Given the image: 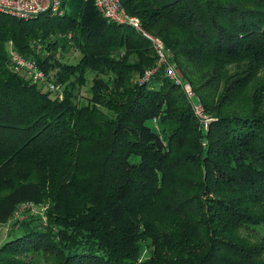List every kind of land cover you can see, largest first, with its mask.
<instances>
[{"label": "trees", "instance_id": "16d2710c", "mask_svg": "<svg viewBox=\"0 0 264 264\" xmlns=\"http://www.w3.org/2000/svg\"><path fill=\"white\" fill-rule=\"evenodd\" d=\"M122 3L165 65L94 0L43 22L0 14V264H264L240 233L264 224V0ZM11 48L61 94L16 72ZM28 204L43 216L16 218Z\"/></svg>", "mask_w": 264, "mask_h": 264}, {"label": "built area", "instance_id": "2783aa9c", "mask_svg": "<svg viewBox=\"0 0 264 264\" xmlns=\"http://www.w3.org/2000/svg\"><path fill=\"white\" fill-rule=\"evenodd\" d=\"M94 2L96 7L108 21L122 25H129L134 29L140 30L155 47L159 57L157 62L158 67L165 65L168 59V52L166 51L164 44L159 39L149 35L142 29L140 18L129 15L122 0H94ZM60 12H62V0H0V14L10 15L16 19L35 18L45 13L56 15ZM10 57L16 72L26 74V76L35 83L45 82L51 91L60 93V87L47 80L45 72L39 67L36 61L23 57L13 48H11ZM166 68L167 75L170 79L176 84L182 85L190 99H197V95L191 84L183 81V77L176 66L174 64H167ZM153 72L154 70L147 71L141 82L149 79ZM194 104L196 113L201 118L205 130H208L209 122L211 120L210 117L204 113L203 106L200 103L194 102Z\"/></svg>", "mask_w": 264, "mask_h": 264}, {"label": "rangeland", "instance_id": "374dc122", "mask_svg": "<svg viewBox=\"0 0 264 264\" xmlns=\"http://www.w3.org/2000/svg\"><path fill=\"white\" fill-rule=\"evenodd\" d=\"M6 16L11 17L10 15H6ZM46 18H47L46 15H42L40 17L39 22L45 21ZM129 28L133 29L132 27H129ZM129 28L127 27V29H129ZM158 60H159V57H158ZM51 72L53 74H55L54 78H58V76L55 73V70H52ZM92 78L93 77L90 76L89 77V81H91ZM67 83L68 82L60 84V89H64V87L66 86ZM82 95H83L82 97H83L84 100L81 99V101L86 102V97L89 95V89L87 87H84V89L82 90ZM154 122H156V120H154ZM42 209H44V208H40L39 206H35V205H31V204L30 205H26V206H21L18 209V212L15 215V217L22 219L23 217H25V215H26V213H28V211L32 212L33 214L35 213V215L37 214V215L43 216V210ZM12 221L13 220H10V221H7L4 224L3 223L0 224V243L3 241L5 236H7L8 231L11 228ZM240 233L242 235H244L246 239H249L253 243H259V244L263 243L264 244V224L257 225V226H252V227H250L248 229H244L243 228V229L240 230ZM35 264H45V263H44V261H42L39 258H37L36 261H35Z\"/></svg>", "mask_w": 264, "mask_h": 264}]
</instances>
